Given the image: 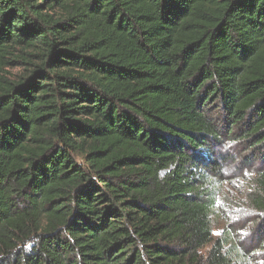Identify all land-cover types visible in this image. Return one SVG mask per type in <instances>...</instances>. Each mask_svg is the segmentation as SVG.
I'll return each mask as SVG.
<instances>
[{
    "label": "trees",
    "instance_id": "trees-1",
    "mask_svg": "<svg viewBox=\"0 0 264 264\" xmlns=\"http://www.w3.org/2000/svg\"><path fill=\"white\" fill-rule=\"evenodd\" d=\"M234 143L264 220V0H0V264H255Z\"/></svg>",
    "mask_w": 264,
    "mask_h": 264
},
{
    "label": "rangeland",
    "instance_id": "rangeland-1",
    "mask_svg": "<svg viewBox=\"0 0 264 264\" xmlns=\"http://www.w3.org/2000/svg\"><path fill=\"white\" fill-rule=\"evenodd\" d=\"M221 155L207 170L212 175L210 172L216 174L218 168L221 169L217 212L212 218L214 235L217 239L230 233L240 246L253 252L252 247H260L264 232V220L251 210L254 189L252 173L256 169V162L253 165L251 161H244L245 157L254 160V156L246 148L238 149L236 143L227 147ZM210 248L207 246L202 253L206 255ZM252 257L255 264H264V253Z\"/></svg>",
    "mask_w": 264,
    "mask_h": 264
}]
</instances>
